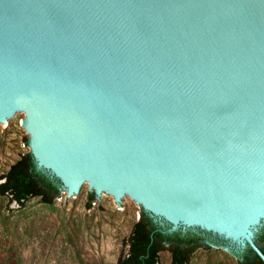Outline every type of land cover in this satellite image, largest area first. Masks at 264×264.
Masks as SVG:
<instances>
[{
  "label": "water",
  "instance_id": "1",
  "mask_svg": "<svg viewBox=\"0 0 264 264\" xmlns=\"http://www.w3.org/2000/svg\"><path fill=\"white\" fill-rule=\"evenodd\" d=\"M24 116L70 195L264 262V0H0V124Z\"/></svg>",
  "mask_w": 264,
  "mask_h": 264
},
{
  "label": "rangeland",
  "instance_id": "2",
  "mask_svg": "<svg viewBox=\"0 0 264 264\" xmlns=\"http://www.w3.org/2000/svg\"><path fill=\"white\" fill-rule=\"evenodd\" d=\"M25 118L0 124V176L31 152ZM89 193L85 183L78 194L63 189L52 205L33 198L23 208L0 196V264H118L142 205L102 193L89 209ZM159 264H171L170 252L160 253ZM190 264L240 263L227 249L212 247L199 249Z\"/></svg>",
  "mask_w": 264,
  "mask_h": 264
},
{
  "label": "trees",
  "instance_id": "3",
  "mask_svg": "<svg viewBox=\"0 0 264 264\" xmlns=\"http://www.w3.org/2000/svg\"><path fill=\"white\" fill-rule=\"evenodd\" d=\"M31 152L24 153L0 176V196L8 198L10 203L20 207L33 198H39L43 204L52 205L60 197L63 185L49 172L38 171ZM96 195L89 193L87 208H92ZM171 225L156 220L141 209L140 218L134 224L125 241L127 252L118 260V264H159L160 253L171 254V264H190L193 255L201 248L228 244L223 238L198 228L184 229L180 227L171 233L167 232ZM210 241L209 243L206 241ZM254 242L264 253V222L255 232ZM240 264H264L253 249L247 245L239 251L231 252Z\"/></svg>",
  "mask_w": 264,
  "mask_h": 264
},
{
  "label": "flooded vegetation",
  "instance_id": "4",
  "mask_svg": "<svg viewBox=\"0 0 264 264\" xmlns=\"http://www.w3.org/2000/svg\"><path fill=\"white\" fill-rule=\"evenodd\" d=\"M184 231H185V229H184ZM206 242H210L209 240L208 241H206ZM214 247H219V246H214ZM225 247H229V248H231V250H233V249H235V250H237V251H239V250H241V248H239V247H236V246H234V245H232V244H230V243H226V244H224V245H222V248H225Z\"/></svg>",
  "mask_w": 264,
  "mask_h": 264
}]
</instances>
